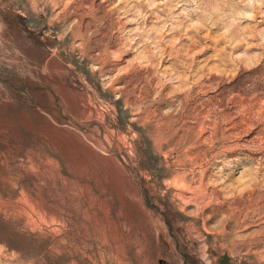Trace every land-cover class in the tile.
<instances>
[{
	"label": "rangeland",
	"instance_id": "rangeland-1",
	"mask_svg": "<svg viewBox=\"0 0 264 264\" xmlns=\"http://www.w3.org/2000/svg\"><path fill=\"white\" fill-rule=\"evenodd\" d=\"M187 144L201 205L168 187ZM0 264H264V0H0Z\"/></svg>",
	"mask_w": 264,
	"mask_h": 264
},
{
	"label": "bare ground",
	"instance_id": "bare-ground-1",
	"mask_svg": "<svg viewBox=\"0 0 264 264\" xmlns=\"http://www.w3.org/2000/svg\"><path fill=\"white\" fill-rule=\"evenodd\" d=\"M53 59H56V58H53ZM53 61H55V64L58 67V71L63 72V67L61 66V64L59 62H57L56 60H53ZM64 73H65V70H64ZM132 100H133L132 103H129L128 101L126 103L131 105L134 108L139 109V112L137 113L138 115H136L137 119L141 120L143 122V124L145 123V124L151 125V122H152L151 117H153V112L148 110V109L145 110L142 108V106L140 104V102L142 101L141 95L134 94ZM85 101L86 102H83V105L81 106V108L80 107L76 108V111H78L82 115L84 114L83 117L87 121H90L91 123L96 122L100 126H103L105 138L107 140L109 139L111 141L112 146L110 148L113 147V150H112L113 155L111 156V160L116 164L118 169L120 168L123 170L124 166L126 165L125 162L129 161L131 166L137 167V169L139 170L138 174L140 177H146V172L143 169H141V167L139 166V163L137 162V159H136L137 148H136V141H135L134 137L129 138L125 131H123L121 129H117L115 127H112L109 124V121H111V119L108 120L107 112L104 111L103 109H100L97 105L93 104L92 103V101H93L92 97L91 98L88 97L87 99H85ZM53 103H54V101H53ZM78 112H76V113H78ZM156 127L157 128L159 127L158 123L156 124ZM95 128L98 129L97 132H100V129L97 126ZM158 136L159 135L155 136V138H154L155 144L157 145V149L160 151V153H162V155L166 159H168L169 157H172L173 154L176 152V145H177L176 142L172 143L167 150H163L162 146H163L164 142L162 141L161 138H158ZM119 154H121V155H119ZM202 158H201L200 163H199V166L201 168L204 167V162H203L204 159H202ZM194 162H195V157H194L192 147L190 144H187L185 149L183 151L177 153V155L173 159V161L171 163H168V165H167L168 167H171V169H172V176L168 180V187H172V188L176 189L174 197L178 198L184 206L190 200H195L200 205L204 204L206 197H207L206 192L204 190L201 191V193H199L198 195L194 194L193 191H190V189H193L192 176L194 174ZM202 173L204 176L205 175L204 170L202 171ZM129 176H130L132 181H134V180L137 181L135 178L136 176H135V173L133 172V170H129ZM135 187L137 189V193H134V194L131 193L130 196L139 197L142 201L143 195H142L141 186L139 187L136 185ZM201 187H203V186H201ZM153 189H154V187H153ZM185 189H188L189 191H183Z\"/></svg>",
	"mask_w": 264,
	"mask_h": 264
}]
</instances>
